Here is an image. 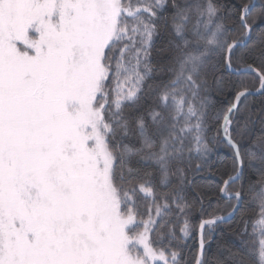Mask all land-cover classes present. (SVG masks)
Listing matches in <instances>:
<instances>
[{
  "label": "snow or ice",
  "instance_id": "1",
  "mask_svg": "<svg viewBox=\"0 0 264 264\" xmlns=\"http://www.w3.org/2000/svg\"><path fill=\"white\" fill-rule=\"evenodd\" d=\"M0 264H264V0H0Z\"/></svg>",
  "mask_w": 264,
  "mask_h": 264
},
{
  "label": "trees",
  "instance_id": "2",
  "mask_svg": "<svg viewBox=\"0 0 264 264\" xmlns=\"http://www.w3.org/2000/svg\"><path fill=\"white\" fill-rule=\"evenodd\" d=\"M226 162V156L222 155L221 157H219L218 159H215L213 162V168H219L221 167V165ZM198 180H203V181H207L209 183L216 181L217 177L213 176V175H205L203 177H197ZM194 247V245H193Z\"/></svg>",
  "mask_w": 264,
  "mask_h": 264
}]
</instances>
